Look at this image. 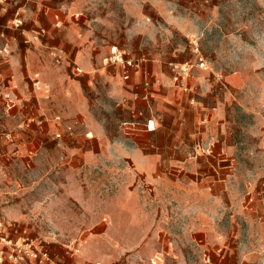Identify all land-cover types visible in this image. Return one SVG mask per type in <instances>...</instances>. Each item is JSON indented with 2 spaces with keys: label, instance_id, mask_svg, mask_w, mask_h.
Listing matches in <instances>:
<instances>
[{
  "label": "crops",
  "instance_id": "crops-1",
  "mask_svg": "<svg viewBox=\"0 0 264 264\" xmlns=\"http://www.w3.org/2000/svg\"><path fill=\"white\" fill-rule=\"evenodd\" d=\"M61 4L0 0V14L12 7L25 28L23 34L10 25L7 14L0 20V99L24 127L17 133L23 138L19 151L56 141L54 133L64 127L69 134L55 149L70 156L71 171H87L89 189L86 199L73 181L71 193L80 203H98L90 226L75 227L83 240L48 245L55 262L150 264L159 256V264H264V202L253 191L264 163L253 168L254 159L248 164L241 153L255 149L228 140L219 78L195 68L186 92L168 66L185 59L156 53L134 38L125 45L109 42L89 20L83 31L75 3ZM113 49L116 57L140 59L142 66L125 70ZM36 75L42 88L34 84ZM111 104L116 130L103 114ZM108 181L117 187L110 209L102 194Z\"/></svg>",
  "mask_w": 264,
  "mask_h": 264
},
{
  "label": "rangeland",
  "instance_id": "rangeland-1",
  "mask_svg": "<svg viewBox=\"0 0 264 264\" xmlns=\"http://www.w3.org/2000/svg\"><path fill=\"white\" fill-rule=\"evenodd\" d=\"M74 4L83 31L91 23L95 34L119 45L134 38L156 53L173 52L185 59L192 70H210L219 78L218 93L227 100L226 126L229 141L242 149L243 161L252 167L264 163V0H54ZM12 9V11H11ZM0 20L9 15L14 26L15 10L7 7ZM11 15V16H10ZM77 16V15H75ZM12 19V20H10ZM89 20V23L87 22ZM18 32V31H17ZM19 33V32H18ZM204 65L201 66L200 64ZM229 82L227 89L223 83ZM0 99V216L11 236L23 240L35 238L47 245L59 241L77 244L85 234L75 227L87 223L90 210L98 203H80L71 193L77 181L86 196L87 171L73 172L67 154L59 153L55 142L43 140L41 146L21 153L23 138L17 134L24 127L11 119L9 109ZM11 111V110H10ZM109 126L116 130L118 118L113 104L104 108ZM64 125V124H63ZM19 132V133H20ZM255 153V154H254ZM254 185L261 191L264 165ZM111 181L102 186L113 207L117 187ZM99 194V187L96 188ZM90 198V197H88ZM87 210V211H86ZM87 212V219H83ZM109 219H103L106 224ZM75 230V231H74ZM88 230V229H87ZM75 233V234H74ZM89 231H87V236Z\"/></svg>",
  "mask_w": 264,
  "mask_h": 264
},
{
  "label": "built area",
  "instance_id": "built-area-1",
  "mask_svg": "<svg viewBox=\"0 0 264 264\" xmlns=\"http://www.w3.org/2000/svg\"><path fill=\"white\" fill-rule=\"evenodd\" d=\"M14 27L21 29V32L23 34L25 33L23 19L16 18L14 21ZM38 38L39 34L33 35L32 37L25 36L26 42H32L33 40ZM112 52L115 55L114 61L121 62L125 70L129 67L140 68L142 66L143 61L140 59H129L125 58L124 56L118 58L116 57L118 51L116 49H113ZM200 65L203 66L204 64L201 63ZM168 66L173 72V78L176 84L179 85L184 91H190V87L187 83V78L190 76V71L194 67V65L181 64L176 61H169ZM77 71L79 72L81 70L77 68ZM124 77L128 78L129 76L127 73H125ZM34 84L38 88H42V83L40 82L38 75H36ZM147 85H150L149 81L147 82ZM145 98H148V96L145 95ZM194 100L195 98H191V102H193ZM54 120L55 122L60 124L62 122V117L60 115H56L54 117ZM147 128L149 130L155 129L153 120L147 121ZM61 136V132L57 133V137ZM262 185L264 187V182ZM260 193L263 196L264 202V188L260 191ZM204 257L205 262L209 263V256L205 254ZM160 261L161 258L159 256H156L150 259V264H159ZM31 262L34 264H58L53 259L49 246L47 244L35 238L25 237L23 238V240L20 241L11 236L9 230H7V227L0 216V264H30Z\"/></svg>",
  "mask_w": 264,
  "mask_h": 264
}]
</instances>
